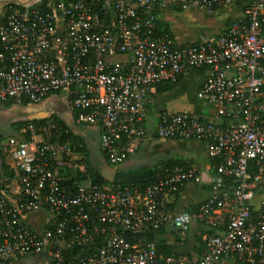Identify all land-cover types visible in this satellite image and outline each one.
<instances>
[{"label": "built area", "instance_id": "1", "mask_svg": "<svg viewBox=\"0 0 264 264\" xmlns=\"http://www.w3.org/2000/svg\"><path fill=\"white\" fill-rule=\"evenodd\" d=\"M237 3L239 16L221 33L184 46L157 33L160 0L5 3L0 105L62 93L77 123L99 127L113 168L152 140L201 143L217 165L159 167L143 187L63 185V171L78 168L75 148L51 140L56 123L28 124L2 148L16 170L8 167L13 176L0 191V264H264V201L256 203L264 192V0H186L184 8L211 15ZM191 70L204 75L201 107L150 126L157 86L177 85ZM188 183L207 184L208 198L192 212L173 210ZM193 223L204 233L196 261L163 256L146 240L160 230L182 238Z\"/></svg>", "mask_w": 264, "mask_h": 264}, {"label": "crops", "instance_id": "2", "mask_svg": "<svg viewBox=\"0 0 264 264\" xmlns=\"http://www.w3.org/2000/svg\"><path fill=\"white\" fill-rule=\"evenodd\" d=\"M41 1L42 0H13V3L20 7H29L40 4ZM50 1L54 0H49V2ZM185 1L186 0H160L161 7L158 11L159 23L162 28L172 37L175 44L181 46L194 43L201 36L221 33L241 12L240 5L237 3L215 14L209 15L205 13L208 15L207 17L204 15L205 18L200 16L199 19L195 20L194 23H206V28H201L199 23L194 25V27H187L183 21L185 15L184 10H187L184 8ZM5 3L6 2L0 0V14L3 11ZM203 77L202 71L191 70L182 76L173 90L155 93L153 104L148 112V124L152 126L157 120V117L164 113L192 112L200 108L201 106L195 100V92ZM53 114L64 121L73 135L83 140L89 162L96 176H98V172H100V170H98L99 168L112 170L113 177L111 178H106L103 175L97 177L98 180L104 184L110 181L122 184H136L147 181L162 163L168 161H181L195 165L201 169H207L210 164L205 146L201 143L152 140L139 148L135 154L128 157L123 163L115 168H111L107 165L99 150V127L96 125L88 126L77 123L74 113L70 109L63 94L58 93L47 96L36 105L20 107H5L4 105H0V188L3 187L7 179V174L4 173L2 167V164H5L2 148L5 139L17 136V133L13 131L11 125L20 120L42 119ZM3 139L4 142L2 143ZM83 156L80 153L74 155L78 160ZM208 196L209 187L207 184L200 185L188 183L171 202L172 208L175 211L192 212L199 204L205 201ZM260 201H264V192L260 193L256 198V203ZM38 217L39 216L28 218V222L36 223ZM203 235L202 227L197 223H193L184 241L176 242L175 239L171 237L166 238V241L169 244L177 243L179 246H183L180 248L181 257L196 261L204 249V242L202 240ZM20 262L21 261L11 264H18Z\"/></svg>", "mask_w": 264, "mask_h": 264}, {"label": "trees", "instance_id": "3", "mask_svg": "<svg viewBox=\"0 0 264 264\" xmlns=\"http://www.w3.org/2000/svg\"><path fill=\"white\" fill-rule=\"evenodd\" d=\"M1 1H4V2L12 1L13 2V0H1ZM56 1H61V0H56ZM48 2H49V0H42L41 3L39 4V6L46 7ZM163 32H166V31L162 28L161 24L159 23L158 27H157V33L162 34ZM180 79H179V81H180ZM176 86L177 85L162 84V85L157 86L155 93L157 94V93L168 92V91L173 90ZM54 94H58V93H51L47 96L54 95ZM3 105L5 107L14 106V104L11 101L6 102ZM47 121H51V122L56 123L58 125L56 135L54 136V134L52 132L50 134V136L52 135V137H51L52 141H58L59 143L68 144V145L75 148L74 149L75 152L80 153L82 156L84 155L82 158H80V160L77 161L78 168L76 169L74 174L71 173V171H69L68 169L66 171H63V175H64V179H65V181H63V185H75V186H77V185L83 183L84 181H86L87 179L91 180L94 183L102 184L98 180L95 171L91 167V164H90L89 159H88V155L86 153L87 151L85 148V143L83 142V140L79 139V137H76L75 135H73V133L68 128V126L64 123V121L61 120L56 115L53 114V115L47 116V117L42 118V119L20 120V121L14 122L11 125V127H12L13 131L16 132L18 135L21 132V130L28 124L33 125V127L36 130H38V129H41V127H43ZM22 136H23V138H27L28 133L22 134ZM102 156H103L104 160L106 161V157L103 153H102ZM2 160H3V157H2ZM209 163L211 165H217V161H214V160L210 161ZM182 164H186V163L181 162V161H168V162L162 163V165H160V167L161 168H171L173 166L182 165ZM2 167H3L4 173L7 174V178L10 179L13 176L12 172H10L8 170V166L5 165L4 163L2 164ZM111 168H113V167H111ZM157 171L158 170H155L152 177L147 181H143V182L136 183V184L135 183H128V184L119 183V184L128 185L130 187H136V186L143 187L145 185H149L153 181L154 174ZM73 175H74V177H73ZM111 183H116V182L110 181L106 184H111ZM1 189L2 188H0V191H1ZM166 234H167V232L165 230H160L156 234H151V235L146 236V240L155 242L157 252L162 254L163 256L181 257L182 254H181L180 248L183 246H179V244H177V243L176 244H169L166 241V237H165ZM174 239L176 242H180V241L182 242L181 237L174 236ZM22 260H24V259L23 258H16V259H13L10 262V264L14 263V262H19ZM29 263L30 262H27L26 264H29ZM235 264H243V263H241L239 261H235Z\"/></svg>", "mask_w": 264, "mask_h": 264}, {"label": "rangeland", "instance_id": "4", "mask_svg": "<svg viewBox=\"0 0 264 264\" xmlns=\"http://www.w3.org/2000/svg\"><path fill=\"white\" fill-rule=\"evenodd\" d=\"M184 13H185V15H184V17H183V21H184V24L187 26V27H189V26H191V27H194V25H196V24H198V23H194L195 22V20H197V19H199V17L200 16H202V18H205V16L204 15H206L205 13H203V12H197V11H193V10H184ZM208 15H206V17H207ZM193 25V26H192ZM199 25H200V27L201 28H206V23H204V22H200L199 23ZM204 30H206V29H204ZM213 35V34H212ZM16 116V115H15ZM30 118H32V117H30ZM6 131H8V130H6ZM6 140V139H5ZM4 142V139L2 140V143ZM77 159V158H76ZM5 164L8 166V167H11L12 168V170H16L15 169V167H14V164L13 163H11V161L10 160H8V159H6L5 158ZM98 170H100V172H98V176L100 177V176H105L106 178H111V177H113V172H112V170L110 171V170H106V169H98ZM102 171H103V173H102ZM97 176V177H98ZM183 239L185 238V236L184 237H182Z\"/></svg>", "mask_w": 264, "mask_h": 264}, {"label": "water", "instance_id": "5", "mask_svg": "<svg viewBox=\"0 0 264 264\" xmlns=\"http://www.w3.org/2000/svg\"><path fill=\"white\" fill-rule=\"evenodd\" d=\"M25 263H27L26 261H21L20 263H18V264H25Z\"/></svg>", "mask_w": 264, "mask_h": 264}, {"label": "flooded vegetation", "instance_id": "6", "mask_svg": "<svg viewBox=\"0 0 264 264\" xmlns=\"http://www.w3.org/2000/svg\"><path fill=\"white\" fill-rule=\"evenodd\" d=\"M26 264V263H25Z\"/></svg>", "mask_w": 264, "mask_h": 264}]
</instances>
